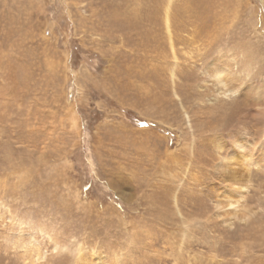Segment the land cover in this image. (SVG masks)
<instances>
[{
    "label": "rangeland",
    "instance_id": "1",
    "mask_svg": "<svg viewBox=\"0 0 264 264\" xmlns=\"http://www.w3.org/2000/svg\"><path fill=\"white\" fill-rule=\"evenodd\" d=\"M258 86L264 0H0V264H264ZM235 137L257 212L228 226Z\"/></svg>",
    "mask_w": 264,
    "mask_h": 264
},
{
    "label": "bare ground",
    "instance_id": "2",
    "mask_svg": "<svg viewBox=\"0 0 264 264\" xmlns=\"http://www.w3.org/2000/svg\"><path fill=\"white\" fill-rule=\"evenodd\" d=\"M226 73L227 69L214 67L213 65H210L206 71V74L212 79L213 83L219 85L220 89H222L221 94L223 93L225 96H228V93L230 94L237 89L232 88V85H229L231 87L229 88L228 84L230 82L227 84L228 78ZM260 88L262 87L258 86L252 89L254 99H260L264 95V88L262 90ZM235 94L237 93L233 95ZM251 148L250 140L235 137L229 141L226 148L219 152V161L216 166L219 178L224 183V186L215 192L214 208L216 214L222 217H220L222 222L228 226L236 219L245 222L251 215L257 212L256 208L251 207L248 209L246 205L247 192L249 187H251V180L249 178L250 169L252 168L251 165L255 162ZM259 192L264 193V188ZM54 246V248H57L56 244Z\"/></svg>",
    "mask_w": 264,
    "mask_h": 264
}]
</instances>
